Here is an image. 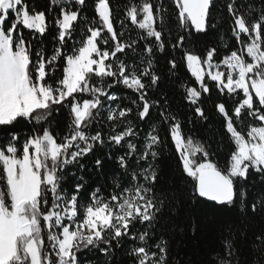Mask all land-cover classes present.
Here are the masks:
<instances>
[{"label": "snow or ice", "instance_id": "1", "mask_svg": "<svg viewBox=\"0 0 264 264\" xmlns=\"http://www.w3.org/2000/svg\"><path fill=\"white\" fill-rule=\"evenodd\" d=\"M171 2L183 30L171 37L175 41L171 48L181 52V60L198 84L181 85L194 118L208 120L202 94L211 99L215 90L217 96L231 101V106L228 100L213 101L223 135L235 145L225 170L209 159L200 141L185 135L166 96L149 98V91L161 80L154 67V51H163L166 42L155 24L159 19L163 28L164 0H142L126 9V19L144 33L139 52L137 40L122 43L118 37L108 0L95 5L101 26L88 27L79 41L75 25L87 0H52L58 11L47 18L45 11L36 10L34 0H0V126H11L18 118L35 122L34 134L21 148L17 133H10L7 144L0 145V264H80L78 253L85 249L102 253L109 264L114 249L128 240L133 243L128 254L134 264H170V240L157 238L153 231L166 206V200L154 191L155 161L162 145L174 146L183 172L193 181L195 198L227 207L239 202L245 213L264 211V191L250 201L246 187L250 175H258L264 184V126L249 127L246 139L236 123L242 115L264 122V8L255 13L251 4L226 0L231 33L243 47L217 62V47L205 46L200 55L186 47L199 44L209 30L216 29L209 22L215 0ZM23 30H30L29 36H51V50L41 40L33 46ZM126 51L133 53V61L139 56V62L120 60ZM58 61L62 79L55 76ZM168 64L172 73L180 66L175 58ZM96 78L101 82L109 78L112 83L97 86ZM118 85L136 95L130 101L135 120L147 125V131L129 119L133 107L111 106L119 98L108 89ZM62 109L68 110L69 123L57 142L43 125ZM138 139L139 145L134 142ZM98 146H111L123 154L114 157L110 150L96 158L93 166L103 169L106 160H114L127 179L123 183L113 179L112 190L105 196L100 187L86 188L83 176L73 173L74 186L71 191L65 189L68 169L83 171L81 161ZM84 198L87 204L81 202ZM137 224L144 226L143 231L135 230ZM236 238L237 233L226 226L220 234L221 251L213 250L206 264H233ZM254 246L264 250V233L256 237Z\"/></svg>", "mask_w": 264, "mask_h": 264}, {"label": "trees", "instance_id": "2", "mask_svg": "<svg viewBox=\"0 0 264 264\" xmlns=\"http://www.w3.org/2000/svg\"><path fill=\"white\" fill-rule=\"evenodd\" d=\"M108 2L112 10L114 29L117 31L121 42L129 43L131 40H137L140 46L137 51H142L144 41L139 38L144 33L133 25L129 19H126V9L133 4H141L142 0H108ZM152 2L157 3L158 0H152ZM96 3H98V0H87V6L82 13L81 19L75 25V39L77 41L85 36L88 27L101 26L98 13L95 11ZM225 3L226 0H215L211 10L209 22L216 25V29L209 30L208 35L199 44L186 45L194 54L200 55L201 50L205 46L217 47L219 51L217 62H219L220 58L230 55L231 51H239L243 47L242 44L237 43L233 38L230 30L231 19ZM240 3L244 5L251 4L255 9V13H259L261 8H264V3L261 0H240ZM34 4L37 11L46 12V18L56 15L59 7L52 3V0H34ZM164 8L167 12L164 14L163 28H161L159 19H157L155 24L157 30H162L166 42V47L163 51L158 48L154 51V67L157 74L161 76V80L155 90L149 91V98L157 100L161 99L162 96H166L171 112L182 122L185 135L200 141L209 152V159L217 167L225 170L232 152L235 151V145L223 135L221 117L216 113L213 101L221 103L228 100L229 106H231V101L226 96L223 98L217 96L215 90L210 94L211 99H205L209 94H202V100H204L202 106L205 109L208 120L203 121L194 118L191 106L184 98L181 85L198 87V84L195 83V78L187 69L186 62L181 60V52L179 50L173 51L171 48V43L175 42L171 37L178 36L183 32L177 21V10L171 0H164ZM244 12L248 13V9L245 8ZM23 31L25 36H29L30 30ZM121 33H123L122 36L120 35ZM29 38L32 40L33 46H36L37 40H41L45 48L49 50L52 48L51 36L40 37L36 33L34 36H29ZM71 43L72 41H69V45ZM77 47H79V44H77ZM101 47L103 49V45ZM70 50L71 48L69 47L68 51ZM132 56L133 53L131 51H126V54L119 55V59L125 60L129 64L138 63L140 57L136 56L135 61H133ZM173 58L180 65L174 73L170 72V65L168 64V61ZM108 62L111 61H106V63ZM62 75V67H60L58 61L55 76L62 79ZM101 83L106 87L112 83V80L104 78V81L101 82L99 78H96L97 86ZM209 86L211 87V82H209ZM108 91L109 93H115L119 98L111 106L113 108L117 105L120 107H133V113L130 114L129 119L138 124L139 129L147 131V125L135 120V106L130 103L132 99L136 98L133 91L126 89L123 85L114 86ZM85 98L90 97L86 94ZM107 107L106 104L105 108L107 109ZM106 115L107 111L103 113V116ZM155 115L156 110L153 109V120H155ZM68 123V110L62 109L59 112H53L49 122L43 126L49 128L53 136L57 137V142H60L59 137H62L67 131ZM236 123L237 129L242 131L245 137H247L246 133L249 127L262 125L261 121L246 115H242L241 121ZM34 126V121L23 118H18L11 126H0V145L7 144L10 133H17L19 134L17 147L21 148L24 140L34 134ZM160 134L162 138L166 135L163 128L160 129ZM134 142L139 145L141 140L138 139ZM110 150L114 157L123 154L122 151H118L111 146L103 148L98 146L92 154L81 161L85 164L83 171H78L71 167L68 169L64 188L69 191L72 190L75 183L73 173L76 176H83L84 181L87 182L86 188L95 189L100 187L105 196L112 190L113 179L119 178L120 182L123 183L127 177L123 175L122 170L115 164L114 160H106L103 169H97L93 166L96 158L106 156ZM155 165L158 172V181L154 191L166 200V206L158 214L153 231L157 238L162 235L165 239L170 240V264H206L213 250L221 251L220 234L228 225L237 233V251L233 264H237V262L238 264H264V250L257 251L254 246L256 237L264 233V211L257 213L248 211L245 213L240 210L239 202L233 207H227L202 198H195L192 195L193 181L183 172L182 165L172 144L161 146L160 155L155 161ZM246 187L250 192V201L257 193L264 191V184H261L258 175H250ZM168 201H171V203L168 204ZM81 202L87 204L89 201L84 198ZM143 228L144 226L137 224L135 230L143 231ZM45 242L47 244L46 233ZM132 247V241L128 240L119 248L114 249L115 254L109 264H134L133 258L128 254ZM78 258L80 264H105L104 255L97 251L85 249L78 253Z\"/></svg>", "mask_w": 264, "mask_h": 264}, {"label": "rangeland", "instance_id": "3", "mask_svg": "<svg viewBox=\"0 0 264 264\" xmlns=\"http://www.w3.org/2000/svg\"><path fill=\"white\" fill-rule=\"evenodd\" d=\"M245 58L248 59L249 62H250V58H247L246 56H245ZM261 126H264V122H262V125ZM246 139H247V137H246Z\"/></svg>", "mask_w": 264, "mask_h": 264}, {"label": "water", "instance_id": "4", "mask_svg": "<svg viewBox=\"0 0 264 264\" xmlns=\"http://www.w3.org/2000/svg\"><path fill=\"white\" fill-rule=\"evenodd\" d=\"M202 199L207 200V199H205V198H202ZM207 201H208V200H207ZM209 202H212V201H209ZM213 203H215V202H213Z\"/></svg>", "mask_w": 264, "mask_h": 264}]
</instances>
